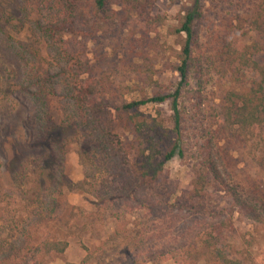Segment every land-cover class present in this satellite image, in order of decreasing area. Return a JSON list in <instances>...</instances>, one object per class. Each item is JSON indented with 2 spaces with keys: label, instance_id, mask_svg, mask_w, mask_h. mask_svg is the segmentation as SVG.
<instances>
[{
  "label": "rangeland",
  "instance_id": "374dc122",
  "mask_svg": "<svg viewBox=\"0 0 264 264\" xmlns=\"http://www.w3.org/2000/svg\"><path fill=\"white\" fill-rule=\"evenodd\" d=\"M62 1L0 0V264L42 263V253L29 248L47 241L68 248L45 264H206L207 234L229 219L232 231L221 241L228 258L264 264V123L232 126L222 102L259 79L223 76L221 66L235 58L220 55L224 40L237 48L264 42V35L243 34L253 18L264 22V0H201L195 55L200 66L212 64L213 79L198 86L193 73L185 87L184 155L177 151L166 164L158 194L123 189L137 155L117 114L161 125L160 159L173 148L169 101L129 114L122 108L173 94L186 40L177 31L194 0H108L104 12L65 26L56 23ZM93 81L111 128L73 96ZM208 140L222 149L224 181L255 222L248 211H230L217 181L201 193L205 207L183 203L193 191L198 147Z\"/></svg>",
  "mask_w": 264,
  "mask_h": 264
},
{
  "label": "trees",
  "instance_id": "16d2710c",
  "mask_svg": "<svg viewBox=\"0 0 264 264\" xmlns=\"http://www.w3.org/2000/svg\"><path fill=\"white\" fill-rule=\"evenodd\" d=\"M108 2V0H63L62 4L65 5V7L61 8V10L56 13L58 15L56 16V23L65 26L67 20L73 19V21L76 22L79 19H87L89 15H98L104 12ZM200 6L201 0H194L193 6L184 16L181 29L177 31L180 34H184L186 40L179 66L176 68L180 76V82L177 84L173 94L165 96L160 95L148 100L132 102L124 105L122 108V113L129 114L131 111H138L148 104L160 105L169 101L172 112L171 122L174 127V134L177 136L173 148L160 159L162 153L160 150L161 142L166 137L161 125L152 123V125L149 126L146 122H138L137 114L128 115L125 119L121 113L117 114L118 119L124 121L127 129L131 128L132 130L131 146L136 149L137 155L134 172H127L125 175L126 184L123 189L127 192H134V190L141 189L144 190L143 192L160 193L159 191L163 190V187L160 185V179L165 172L166 164L177 155V151L179 157H183L184 155L182 149V143L184 144L182 134L185 126H183V124L185 123L186 116L189 114L182 101V97H184V93L186 92L185 87L188 85L189 79L193 73L196 74V77H200L198 86H206L210 80L213 79L211 72L212 68L210 67L212 64L204 66L202 63V66H200V59L196 60L195 55L197 49L195 48L196 41L193 25L202 15ZM260 21V16L253 18V20L245 26L246 32H243V30H240V32H243V34L253 32L258 38L263 36L264 22ZM259 43L260 45L253 43L251 46L240 44V47L237 48L234 44L224 40V45H226L225 47L227 50L220 53L221 57H228V59L235 58L233 61L229 60L227 62L228 65H222L224 67L221 66L223 76L229 75L230 77H235L237 75L236 73H240V75L243 74L245 77L251 76V79L253 78L254 80L255 78L259 79V81L255 80L253 84L241 92L235 91L231 94L228 93V98L222 101L223 104L225 103V108L223 109L225 111L224 119L227 123H230L232 126H238L241 130L255 129L264 123V42L259 38ZM225 58L224 62L228 60ZM237 61L238 64L240 63L241 68L238 67L240 70L233 66ZM88 64L89 63L86 61L82 62L84 67H86V65L88 66ZM82 84L83 83L79 85L75 93H73V96L75 98L82 97L86 105H90V111L98 115L97 117H100L103 127L111 128L114 124L112 114H109V111V113L105 112L107 110H105L103 105L104 102L96 104L98 95L101 93L100 82L93 81V84ZM118 112L119 110L117 113ZM193 141H195V138H193ZM186 143L189 142L186 140ZM221 154L222 149L218 148V145L215 144L213 140L200 143L198 147L197 167L195 168V177L192 184L193 191L189 197L183 199V203L191 207H196V205L199 208L205 207L206 204H208L207 197L202 196L201 193L211 187L212 181H217V185L224 189L222 191L226 192V195L232 202L230 211L232 213L235 209L243 212L248 211L250 212L249 219L255 222L256 216L254 212L249 209V206L245 204V200H243L242 196L226 185L223 177L225 165L222 162L224 159ZM260 168L264 172V161L260 163ZM200 202L201 204H199ZM220 223L221 224H217V226L213 228L212 232L207 234L204 242V247L211 253V257L206 261V264H243L240 260H231L228 258L225 251L221 248V241L227 238L225 237V233L227 235L229 228L232 227L231 219H229L228 222L220 221ZM227 223H229L230 226H228ZM230 230L232 231L231 228ZM67 248V242L47 241L35 249H33V247L29 248V251L42 253L40 261L45 264L44 261L46 257L54 253L62 256Z\"/></svg>",
  "mask_w": 264,
  "mask_h": 264
}]
</instances>
